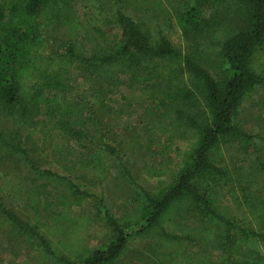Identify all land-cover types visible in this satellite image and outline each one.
<instances>
[{"label":"trees","instance_id":"16d2710c","mask_svg":"<svg viewBox=\"0 0 264 264\" xmlns=\"http://www.w3.org/2000/svg\"><path fill=\"white\" fill-rule=\"evenodd\" d=\"M72 1L0 0V118L8 117L14 128L12 138L0 130V151L25 154L22 143L36 145L38 132L80 143L86 139V149L116 157L115 146L101 133L102 103L98 100L95 109L81 93L87 82L91 89L90 77L109 91L126 75L138 85L128 82L122 97L130 105L150 101L147 141L158 142L171 155L172 167L153 168L154 175H167L165 183L156 191L142 190L132 213L114 216L96 198L109 236L94 248L83 244L81 234L88 216L71 211L92 195L66 177L36 170L65 181L70 191L60 194L61 210L47 222L37 209L43 202L36 199L34 224L7 208L1 196L0 213L34 238L45 256L62 264H113L133 234L150 239L158 264H205L186 249L210 242L223 261L232 249L243 251L228 264H264V195L253 197L254 203L245 196L244 208L235 216L228 214L219 194L223 185L235 183L242 192L243 182L220 162L223 148L264 143V124L249 133L234 121L244 98L264 85V0H173L160 20L119 8V40L108 41L100 28L92 27L87 54L75 41L81 24L71 13ZM52 24L64 32L55 49L41 34ZM79 70L87 72L86 80L71 84ZM99 93L94 92L96 97ZM21 126L22 140L17 136ZM255 154L264 174V151Z\"/></svg>","mask_w":264,"mask_h":264},{"label":"rangeland","instance_id":"374dc122","mask_svg":"<svg viewBox=\"0 0 264 264\" xmlns=\"http://www.w3.org/2000/svg\"><path fill=\"white\" fill-rule=\"evenodd\" d=\"M173 0H73L71 13L81 24L76 31L75 41L82 53H89L91 44L87 36L89 29L100 28L105 37L118 41L120 30L115 23L116 10L127 11L132 15L146 14L148 17L160 20L167 14ZM61 26L52 24L41 31L44 38L49 40V46L55 49L64 39ZM87 72L79 70L73 75L76 84L84 82ZM122 83L107 91L100 85L105 84L96 78H88L89 85L83 87L81 96L86 95L84 101H91L98 109L97 101L102 103L98 114H102L101 133L109 144L116 148V157L108 151L86 149L87 140L76 141L55 137H44L35 133L33 141L22 143L25 154L20 151L6 153L1 149L0 159V196L3 204L23 220L34 224L35 202L42 220L47 222L51 215L61 210L60 194L69 193L65 181L56 180L51 176L41 175L38 171L45 170L58 176L66 177L80 189L92 195L79 205H72L71 211L76 216H88L84 235V245L94 248L105 242L109 236V228L101 214L97 211L96 198H102L103 206L114 216L132 213L139 203L142 190L156 191L163 186L167 175L156 176L153 168L169 171L173 164L171 155L165 154L158 142L147 141L146 123L150 119L152 109L143 100L138 105H130L122 96L128 82L138 85L137 79L121 75ZM99 90V91H98ZM99 93L96 97L94 94ZM152 108L155 106L152 105ZM234 121L249 133L256 132L264 124V85L256 87L242 101ZM0 130L7 137L12 138L11 120L2 116ZM18 138L23 139L22 126ZM83 143V144H82ZM264 143L256 140L250 146L244 143L226 145L220 157V162L227 166L236 178H241L242 192L239 186L223 185L219 190L221 204L230 215L239 216L244 208V197L254 199L264 195V174L256 166L255 150L263 152ZM104 176H102L101 175ZM102 176V177H101ZM247 189L245 190V188ZM36 193H39L37 196ZM255 197V198H253ZM242 201V205H241ZM208 246H198L192 243L186 252L196 262L205 264H228V260H235L242 256V250L232 249L229 259L223 261V254ZM34 238L18 230L0 213V264H62L53 257L45 256L41 249H37ZM154 244L150 239L139 235H131L125 249L113 264H158L153 250ZM202 247V248H200ZM204 264V263H201Z\"/></svg>","mask_w":264,"mask_h":264}]
</instances>
